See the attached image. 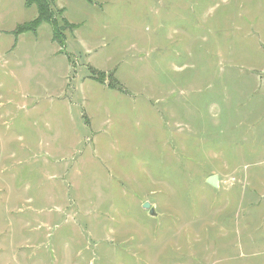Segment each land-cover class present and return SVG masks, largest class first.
Wrapping results in <instances>:
<instances>
[{
  "label": "rangeland",
  "instance_id": "1",
  "mask_svg": "<svg viewBox=\"0 0 264 264\" xmlns=\"http://www.w3.org/2000/svg\"><path fill=\"white\" fill-rule=\"evenodd\" d=\"M51 8L0 0V264H264V0Z\"/></svg>",
  "mask_w": 264,
  "mask_h": 264
},
{
  "label": "trees",
  "instance_id": "2",
  "mask_svg": "<svg viewBox=\"0 0 264 264\" xmlns=\"http://www.w3.org/2000/svg\"><path fill=\"white\" fill-rule=\"evenodd\" d=\"M89 1V0H86ZM27 5L35 6L37 16L35 19L31 20L30 22L26 23L23 28H17L14 32L16 35L26 34L27 32L34 33L42 23H47L52 27L53 30V40L54 42L58 43L59 45L63 46L64 41L62 37L63 31L67 29H72L74 26H70L64 19L56 21V14L55 11L52 10V0H26ZM62 14L61 11H57V14ZM104 76H97L93 77L99 84L104 83ZM111 89H119L118 85L109 83L107 85Z\"/></svg>",
  "mask_w": 264,
  "mask_h": 264
},
{
  "label": "water",
  "instance_id": "3",
  "mask_svg": "<svg viewBox=\"0 0 264 264\" xmlns=\"http://www.w3.org/2000/svg\"><path fill=\"white\" fill-rule=\"evenodd\" d=\"M206 183L212 187V188H216L217 187V183H218V176L213 174V176H210L206 179ZM144 209H149V215L153 216L154 215V209H150V206L148 203H143L142 204Z\"/></svg>",
  "mask_w": 264,
  "mask_h": 264
}]
</instances>
